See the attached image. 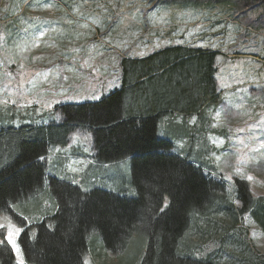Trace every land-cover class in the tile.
Listing matches in <instances>:
<instances>
[{
    "label": "trees",
    "instance_id": "1",
    "mask_svg": "<svg viewBox=\"0 0 264 264\" xmlns=\"http://www.w3.org/2000/svg\"><path fill=\"white\" fill-rule=\"evenodd\" d=\"M216 56L176 46L123 60L125 89L63 106L58 124L24 121L23 110L0 114V214L21 229L25 264H85L88 252L100 260L102 249L117 264H264L244 228L248 217L264 234V196L236 178L228 192L189 161L208 155L202 143L215 132ZM76 130L92 136L86 190L49 173L50 160L60 172L57 148ZM131 172L135 194L111 190L116 174L126 186ZM6 238L0 229V264H17Z\"/></svg>",
    "mask_w": 264,
    "mask_h": 264
},
{
    "label": "rangeland",
    "instance_id": "2",
    "mask_svg": "<svg viewBox=\"0 0 264 264\" xmlns=\"http://www.w3.org/2000/svg\"><path fill=\"white\" fill-rule=\"evenodd\" d=\"M67 1L69 0H0V17L6 12L20 13L14 25L15 23L21 24L26 8L35 11L36 7H40L44 14L49 15L46 20L48 23L53 22L60 25L55 26L60 30L59 35L75 33L79 30V33L85 31L83 38L88 40L93 34L94 40L103 39L106 42L104 44L110 48L112 46L110 60L120 57L117 51L120 39L121 42L127 43L123 50L135 57L141 53L131 52L129 44L133 41L138 42V37L141 39L140 45L146 44L145 40H148L149 44L155 45V50L162 49L163 43L158 36H146L154 35L155 31L162 28L178 29L180 41L175 42L177 43L174 44L175 47L180 45L187 47L192 44L222 50L223 53L218 57V84L221 91V95L219 92L218 96L224 101L212 119L216 120L213 129L218 134L224 132V135L208 136L207 141L202 143L210 145V150H207L208 155L195 154L189 161L201 165L203 173L222 182L228 192L233 190L236 178L248 183L252 196H264V64L262 61L264 57V0H90L92 2L90 9L77 12L78 16L83 18V15L96 9L100 18L94 21L95 30H91L89 26H81L78 19L68 14L59 15L57 13L60 9L56 10V7L60 8L61 3ZM77 2L74 7L82 9ZM57 16L59 18H56ZM4 34H6L5 30ZM46 34L47 31H44L42 39ZM15 35L16 38H20L21 35L25 36V33L16 27ZM3 37L5 38L2 34L0 36V78L4 80L12 76H15L16 80L22 78L58 56L56 50L53 52L12 51V55L9 56L6 50L7 43ZM18 40L21 39L11 42L17 46ZM96 40L94 43L98 46L95 58L100 59L101 48L105 51L108 48ZM148 50H152V47L149 46ZM236 52L243 54V57L237 61L233 59L235 57L233 54ZM22 88V86L18 88L19 93L22 92ZM18 90L15 89V99L10 101L5 99L4 89H0V114L18 113L21 116L23 109ZM35 94L36 97L33 99L44 103L46 110L51 108L48 106L50 99L43 98L40 101L38 93ZM9 104L13 106L10 107ZM33 104L37 103L34 101ZM14 109H18V112ZM40 112H42L41 109ZM58 113L61 116L59 109ZM44 119L41 116L37 121L35 119L30 121L42 124ZM47 120H49L47 122H52L50 117ZM78 137L79 140H76ZM91 142L92 136L88 131H75L67 147L57 148L60 152L59 160L63 155L71 162H76L77 157L71 158L63 153L76 154L80 150L91 160L93 156ZM175 147L180 148L178 143H175ZM170 153H175V150ZM183 153H189V148ZM88 168H90V163L84 165V170ZM121 169L126 174L129 169L128 164H124ZM110 171H114V168ZM49 172L64 179L61 174L59 175L61 172L54 168L51 160L49 161ZM130 176L132 172L129 173V177L127 175L125 186L121 183V177L116 174V180L110 185L111 190L123 195L135 194L129 182ZM81 188L86 190L87 187L82 184ZM219 220L225 221L223 217ZM244 228L250 233L253 249L264 255V234L248 217L244 219ZM0 229L7 230V241L17 254V263L24 264L18 241L21 234L20 229L3 214H0ZM200 237V235H192L191 239L198 240ZM101 256L102 258L97 260L93 258L91 252H88L84 262L85 264H101V261L104 264H117L119 261L118 256L104 249L101 251Z\"/></svg>",
    "mask_w": 264,
    "mask_h": 264
},
{
    "label": "crops",
    "instance_id": "3",
    "mask_svg": "<svg viewBox=\"0 0 264 264\" xmlns=\"http://www.w3.org/2000/svg\"><path fill=\"white\" fill-rule=\"evenodd\" d=\"M76 2L77 0L62 2L60 8L56 7V10L60 9L57 13L59 15L68 14L72 18L78 19V23L81 26H89L91 30H95L94 21L100 18L96 9L91 10V13L87 15H83V18L82 16H78L79 14L77 12L78 10L87 11V9H90L92 6V2L90 0L78 1L77 3L81 5L82 9L74 7ZM87 4L91 5L88 6ZM35 9V11H32L26 8L21 24L15 23L16 25H14V21L12 22L18 14H6L4 18H2V16L0 17V36L2 34L5 36V38H3L7 43L6 50L9 52V56L12 55V51L53 52L56 50L58 54L55 59L30 71L29 74L22 78H18L17 80L15 76H12L10 79L7 78L6 80L0 78V89H4L6 100L13 101L15 99V89L18 90L20 86L23 87L22 92L19 93V90L17 92L19 93L18 96H20L21 108L24 110L22 114L24 121H30L31 119L37 121V119L42 116L45 118L42 125L52 123L58 124L63 120L62 115L60 116L58 113V109L61 111L60 108H63L62 105L96 103L113 93L121 92L125 89L123 82V60H138V58H145L152 54L149 50L145 49V47H148L147 43L142 45L138 43V37V42L133 41L130 43L129 49L131 52H140V55L135 57L132 54L126 53L123 48L127 46V43L121 42L120 39L117 51L119 55L121 54L126 58H122L120 55L118 59L110 60V49H106L105 51V49L101 48V58L96 59L95 52L98 45L96 46L94 43L96 40L93 38L94 34L90 40L83 38L85 31L79 33V30L75 33L59 35L60 30L55 28V26L59 27L60 25L54 24L53 22L48 23L46 20L49 15L44 14L40 7H36ZM56 18L59 17L57 16ZM4 21L9 22L4 23ZM16 27L23 31L25 36L21 35L20 38H15ZM4 28H10L11 33H7V35L4 34ZM44 31H47V34L42 40L41 38L44 35ZM151 36L162 37L160 41L163 43V48L158 50L154 49V44H149V46L152 47V52L173 48L174 44H177L175 43L176 38H180V36L176 37L173 32L163 29L155 31L154 35ZM17 39L21 40H18V45L15 46L12 42ZM35 93H38L40 101L43 98L50 99L51 101L48 102V106L51 108L46 110V105L44 103L33 99L36 97ZM34 101L37 104H33ZM8 106L12 107L13 105L9 104ZM40 109L42 112H40ZM48 117L52 119V122H47L49 121L47 120ZM2 126L7 127V124ZM73 135L74 133L71 134L72 137ZM71 136L69 138V143L71 142L70 139H72ZM76 140H79V137L76 138ZM59 153L60 152L57 151V155L54 159L58 161V165L61 167V173H59V175L61 174L64 178L61 180L73 183L72 185L74 186H81L83 177L89 169L84 170V165L87 163L91 164L92 160L84 156L81 150L76 154L63 153L71 158L77 157L76 162H71V160H68L63 155L59 160ZM124 163L127 164L128 162L126 161ZM53 166L56 169L55 163H53Z\"/></svg>",
    "mask_w": 264,
    "mask_h": 264
},
{
    "label": "bare ground",
    "instance_id": "4",
    "mask_svg": "<svg viewBox=\"0 0 264 264\" xmlns=\"http://www.w3.org/2000/svg\"><path fill=\"white\" fill-rule=\"evenodd\" d=\"M6 111H7V110H6ZM1 112H2V111H1ZM19 116H20V115H19ZM10 117H11V116H10ZM23 120H24V117H23ZM23 120H22V121H23ZM172 122H173V121H172ZM32 123H33V121H32ZM35 123H36V122H35ZM33 125H34V124H33ZM71 137H72V136H71ZM70 140H71V139H70ZM50 157H51V156H50ZM60 157H61V156H60ZM50 165H51V164H50Z\"/></svg>",
    "mask_w": 264,
    "mask_h": 264
},
{
    "label": "clouds",
    "instance_id": "5",
    "mask_svg": "<svg viewBox=\"0 0 264 264\" xmlns=\"http://www.w3.org/2000/svg\"><path fill=\"white\" fill-rule=\"evenodd\" d=\"M76 131H77V130H76ZM83 131H84V130H83ZM74 132H75V131H74ZM74 132H73V133H74ZM70 136H71V135H70ZM68 144H69V142H68Z\"/></svg>",
    "mask_w": 264,
    "mask_h": 264
}]
</instances>
